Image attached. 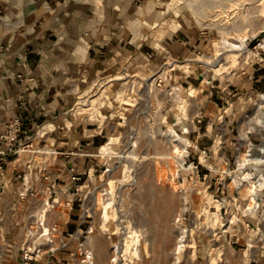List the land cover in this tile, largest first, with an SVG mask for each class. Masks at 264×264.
Here are the masks:
<instances>
[{
    "label": "rangeland",
    "instance_id": "rangeland-1",
    "mask_svg": "<svg viewBox=\"0 0 264 264\" xmlns=\"http://www.w3.org/2000/svg\"><path fill=\"white\" fill-rule=\"evenodd\" d=\"M82 1L110 9L116 40L62 144L85 120L102 165L54 188L53 139L22 127L0 173V264H264V0ZM41 211L55 249L26 261Z\"/></svg>",
    "mask_w": 264,
    "mask_h": 264
},
{
    "label": "crops",
    "instance_id": "crops-1",
    "mask_svg": "<svg viewBox=\"0 0 264 264\" xmlns=\"http://www.w3.org/2000/svg\"><path fill=\"white\" fill-rule=\"evenodd\" d=\"M0 10V132L16 118L28 132L38 128L37 133L54 141L50 186H75L76 175L102 165L98 136L95 128L81 124L85 120L73 119L71 145L63 147L62 124L88 83L111 71L116 39L110 9L82 0H0ZM120 59L119 54L116 63ZM46 123L52 128L44 130ZM4 153L0 173L10 178L14 173L4 166L9 161Z\"/></svg>",
    "mask_w": 264,
    "mask_h": 264
},
{
    "label": "built area",
    "instance_id": "built-area-1",
    "mask_svg": "<svg viewBox=\"0 0 264 264\" xmlns=\"http://www.w3.org/2000/svg\"><path fill=\"white\" fill-rule=\"evenodd\" d=\"M21 129H22L21 123H20L19 119H17V118L12 120L8 124H6V126L4 128V135L2 137H4L5 141L7 142V148L5 150L1 149L2 148V145H1L0 153H4L6 151H11L12 142L18 138V136L22 132ZM2 144L4 145L5 143L3 142ZM74 179L78 180L79 177L75 176ZM43 223H44V220H39V218L37 219V225H38V229L41 230V232H40L41 235L45 232L43 229ZM48 227H49V233H47V235H50L51 238L48 239L46 237V240L44 241L45 244L52 243L53 233L57 232V226L55 224L50 225ZM43 245L44 244H41V246L38 245L37 247H34L33 249L27 248L26 250H24L23 259L26 261H31V260L35 259V257H39L42 254L41 252L44 251V250H42Z\"/></svg>",
    "mask_w": 264,
    "mask_h": 264
},
{
    "label": "bare ground",
    "instance_id": "bare-ground-1",
    "mask_svg": "<svg viewBox=\"0 0 264 264\" xmlns=\"http://www.w3.org/2000/svg\"><path fill=\"white\" fill-rule=\"evenodd\" d=\"M107 150V149H106ZM107 153V152H106ZM157 184V183H156ZM166 191H167V189H165L164 188V193H165V195H167L166 194ZM170 201H171V199H170V196H165V202L166 203H170ZM47 204V203H46ZM149 207V206H148ZM160 209L159 208H156V206L154 207H152V210H151V212H152V217L153 218H156V219H158V218H160V219H163V220H165V221H167L168 220V217L170 216V213H169V211H168V209L166 210V211H159ZM45 214H46V212L45 211H43V212H40L39 213V220H44V223H43V229H44V233L41 235V230H39L38 231V239H39V241H41L42 242V244H45V240H46V237L48 238V239H50L51 238V236L50 235H47V233H49V227H48V225L46 224V221H45ZM170 218V217H169ZM180 221V217L179 216H177V222H179ZM53 237V236H52ZM53 240V239H52ZM97 239H92V244H94V247L96 248V250H99V251H101L103 254H105V251L104 250H102V247L99 245V243H97ZM182 241V236L178 239V244L180 243ZM52 243H53V241H52ZM39 244V243H38ZM48 246H49V250L50 251H52V250H54L55 248L54 247H52V244L50 243V244H47ZM94 248V249H95ZM118 251H119V246H114V248H113V253L114 254H117L118 253ZM90 258H92V256L88 253L87 254V259H90ZM113 260V259H112Z\"/></svg>",
    "mask_w": 264,
    "mask_h": 264
}]
</instances>
